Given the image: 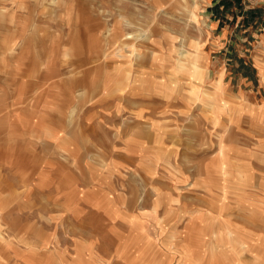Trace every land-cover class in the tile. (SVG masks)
<instances>
[{"label": "rangeland", "instance_id": "rangeland-1", "mask_svg": "<svg viewBox=\"0 0 264 264\" xmlns=\"http://www.w3.org/2000/svg\"><path fill=\"white\" fill-rule=\"evenodd\" d=\"M214 1L0 0V264H264V0Z\"/></svg>", "mask_w": 264, "mask_h": 264}, {"label": "crops", "instance_id": "crops-1", "mask_svg": "<svg viewBox=\"0 0 264 264\" xmlns=\"http://www.w3.org/2000/svg\"><path fill=\"white\" fill-rule=\"evenodd\" d=\"M218 2V0H215L214 1V4L215 3H217ZM217 7V6H216ZM220 8H222V5H220ZM217 9V8H216ZM224 17H227L226 15L224 16ZM217 27H220V25H221V22L222 21H224L223 20V18H217ZM223 34H227V32H228V29H224L223 30ZM193 66H192V68H197V69H200V66L198 65V61H196V60H194L193 61ZM61 145H63L62 143H61ZM223 146H224V144H220L219 145V151H221L222 150V148H223ZM66 153L67 154H71V153H69L68 151H66ZM212 164H213V162H211V163H209L208 165H207V168H211V166H212ZM96 186L97 187H99L100 188V190H99V192L98 193H100V194H98V195H94L93 197H113V194H111L110 193V187L108 186V185H104V184H96ZM94 187V186H93ZM95 188V187H94ZM89 191H93V188L92 187H90V189H88ZM88 190H86V195H85V197L84 196H82V194H79V195H77V194H73V193H70V192H72V191H70V190H66V191H64L63 193H61L57 198H60V199H63V201L66 203V199L67 198H71L73 195H75L76 197H78V199H91V198H93L92 196H88V194H90V193H92V192H88ZM69 199H67V201H68ZM93 203H96V202H93ZM115 203H117L116 201H115ZM66 205H67V203H66Z\"/></svg>", "mask_w": 264, "mask_h": 264}, {"label": "bare ground", "instance_id": "bare-ground-1", "mask_svg": "<svg viewBox=\"0 0 264 264\" xmlns=\"http://www.w3.org/2000/svg\"><path fill=\"white\" fill-rule=\"evenodd\" d=\"M189 56V55H188Z\"/></svg>", "mask_w": 264, "mask_h": 264}]
</instances>
